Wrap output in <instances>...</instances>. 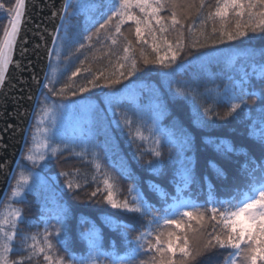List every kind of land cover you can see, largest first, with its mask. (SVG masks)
<instances>
[{
	"label": "snow or ice",
	"instance_id": "obj_1",
	"mask_svg": "<svg viewBox=\"0 0 264 264\" xmlns=\"http://www.w3.org/2000/svg\"><path fill=\"white\" fill-rule=\"evenodd\" d=\"M70 6L65 4L64 7ZM206 6L209 10L205 14ZM94 7L103 8L101 16L106 15L107 18L99 25L95 33L85 36L84 40L91 41L94 36L99 40L100 33L103 31L105 39L110 41L112 46L122 42L123 55L112 53L117 56L114 70L110 74H105L103 70L99 74L92 73L91 78L78 88L74 87L72 77H76L81 72L79 67L71 73L69 83L59 89L55 86L59 78L46 74L42 88L47 89V92H42L43 101L37 102L42 106L38 123L35 125L32 145L23 155V159L33 168H43L49 162L50 157L63 155L65 151L69 155L84 160L88 158L90 131L88 136H85L83 132L78 137L65 136L60 132H52L44 126L46 117L51 112L49 103L55 104L52 97L60 98L61 108H83V104L75 101H70L68 104L63 101L78 94L88 93L94 88L115 89V86L121 84L123 80L135 76L140 70L136 52H139L144 65H156L170 70L161 74L171 78L176 71L173 65L177 64L178 57L186 47L185 28L193 37L192 42L187 46L198 52L194 60H208L218 56L220 53L218 45L239 41L241 38L248 37L249 33L264 34V0H215L214 7L206 5V0H198V2L197 0H107L106 4L102 3ZM0 10H4L10 17V27L4 28L3 39H0V86H3L9 65L13 63L12 54L25 12V0H15L11 6L0 2ZM165 11L170 12V15L161 14ZM108 12H111V15H107ZM197 19L199 20L198 28L195 24ZM129 21L135 26V42L129 39L123 31V26ZM185 21L192 22L186 24ZM209 24L211 25L210 30ZM172 32L178 33L175 42L168 38L169 33ZM59 39L61 38L54 37V42ZM85 48V43H79L76 52L79 53ZM147 49L151 50V54H155L154 57L147 52ZM200 49L208 51L199 52ZM260 55L264 57V49H261ZM84 62V60L80 61L81 64ZM84 71L91 73L89 68ZM253 72L258 79L264 80V63H261L258 68L254 67ZM248 77L249 74L245 72L238 81H233L226 86L223 94H218L217 98L228 105L223 116L213 113L211 107L204 108V115L227 120L230 117L234 118L238 110L249 108L250 103L254 102L250 101L249 97L254 98L256 92L247 90ZM101 80H103L102 84L99 83ZM176 93L183 96L191 95L193 99H196L192 89L177 87ZM103 95L106 100H110L116 92L109 91ZM121 116L122 120L118 122V126L119 123H123L133 140L145 142L151 140L152 146L148 151L153 159L146 163L153 172L159 173L162 169L164 154L161 148L164 144L168 145L170 154L172 149H178L182 154L191 143L187 137L182 143H177L173 138L162 142L156 135L158 129L150 131V135L145 136L140 122L142 117H138L134 122L133 118L126 113H122ZM134 123L135 131H133ZM249 135L264 145V107L259 110V128L254 122ZM57 137L59 144H63V148L59 144L53 146ZM77 147L80 151H76ZM216 148L221 153L234 151L231 145L223 143L218 144ZM92 156L93 160L90 163L99 174L102 165L97 162L95 152ZM252 163L255 165L253 168L248 169L245 166L243 169L245 183L242 186L226 188L223 199H217L214 189H210L208 200L204 204H199L182 195L185 189L197 182L192 160L186 158L181 162L183 187L177 188V194L172 197L171 204H166L162 215H156L157 210L154 206L139 193L131 199L126 197L122 201L117 200L115 198L117 187L115 178L105 172L102 181L103 188L97 184L96 188L88 194L89 199L102 197L112 209L138 215L147 221L145 228L128 240L127 237L131 236L135 230L131 223L120 222L112 215L104 218V223L108 227L113 230L120 229L125 238L128 250L124 255H119L114 242L111 251H104L100 228L94 222H89L91 227L86 234H83L87 243V255L77 256L69 253L67 259L59 255L57 251L58 246L68 251L67 241L60 239L64 231V222L68 216V210L63 205L57 204L60 211L52 217L60 225L55 228V232L50 231L47 218L43 219L42 233L28 235L19 231L18 225L25 222V217L23 209L14 207V204L23 203L26 195L42 182L39 174L31 169L23 170L15 179L9 203L5 205L3 211H0V264H26V262L30 264L33 259L41 256L45 264H102L100 257L109 258L110 264H200L198 258L210 259L219 250H230L226 253L223 264H264V161L259 164L255 161ZM210 166L219 176H225L219 166L212 162ZM59 175L66 177L65 186L69 193L75 195L77 189L82 187L80 183L71 178L79 175L78 172L61 171ZM92 179L95 181L96 176L93 175ZM205 182H208L206 178ZM152 187L158 191L161 198L167 195L160 192L158 186L153 185ZM131 191L130 188L129 192ZM192 221H195L198 227H194ZM18 235L20 236V247H16L14 243ZM41 236L42 242L39 239ZM29 240L32 243H29ZM14 251L27 252V255H20L16 260H12L10 254ZM141 256L145 258L141 259Z\"/></svg>",
	"mask_w": 264,
	"mask_h": 264
},
{
	"label": "trees",
	"instance_id": "obj_2",
	"mask_svg": "<svg viewBox=\"0 0 264 264\" xmlns=\"http://www.w3.org/2000/svg\"><path fill=\"white\" fill-rule=\"evenodd\" d=\"M0 2L6 6H11L15 0H0ZM106 2L107 0L71 1V6L68 8L58 34L61 39L56 41L48 70V75L59 78V82L55 85L57 89L69 83L71 73L78 67L81 72L76 77H72V82L76 88L86 83V80L91 78L92 73L99 74L103 70L105 74H110L117 63V56L112 53L123 55L122 42L112 46L111 42L105 39L103 31L100 33L99 40L95 36L91 41L84 40L85 36L95 33L99 25L107 18L106 15L101 16V12L104 11L103 8L94 7L102 3L106 4ZM214 4L215 0H206V5L214 7ZM208 10L206 6L205 14ZM161 14L167 16L170 15V12L165 11ZM107 15H111V12H108ZM9 19L7 13L0 10V39H3L4 28L8 27ZM189 22L192 21H185L186 24ZM195 24L198 28V19L195 20ZM134 27L130 21L123 26L125 35L133 42H135ZM208 28L210 30V24ZM177 36L178 33L172 32L169 33L168 38L175 42ZM192 39L193 37L185 28L184 43L186 47L178 57L177 64L173 65L176 71L171 78L161 74L170 70L162 69L156 65H144L139 52H136L140 70L135 76L123 80L121 84L115 86V89L94 88L88 93L69 98L75 102L89 99L101 104L106 109V115L102 112L103 109L101 111L96 110L95 113L93 111L89 124L90 139L94 138L93 136L96 134V121L103 128L106 144L103 142L105 149L102 147L100 149L107 151L109 158L106 155L101 158L102 168L99 174L96 173L95 168L90 163L93 157L89 153L87 160L69 155L67 151L63 155L49 159L45 171L47 174L44 175L47 179L46 184L34 188L32 192L26 195L24 202L18 204L23 209L25 217V222L18 225L21 233L31 235L43 232L44 223L40 216L44 215L45 217L43 209L49 203V198L53 197L54 203H62L68 210V216L64 222V231L60 236V239L67 241L68 251H65L62 246H58L59 255L64 256L65 259L69 253L77 256L87 255V243L83 234H86L91 227L89 222H94L100 228L104 251H111L114 242L117 253L124 255L128 249L121 230H113L108 227L104 223V218L112 215L120 222L131 223L135 230L131 236L127 237L128 240L143 231L147 221L136 214L112 209L103 201L102 197L89 199L88 194L96 188L97 184L103 188L102 181L105 172L115 178L117 185L115 198L117 200L122 201L126 197L131 199L132 196L139 193L149 204L154 206L157 210L156 215L163 214L166 204H171L172 197L177 194V188L183 187L181 162L186 158H191L197 178L196 183L191 184L183 191L182 195L186 199L191 198L199 204H204L209 198L210 189H214L217 199H223L226 188L242 186L245 183L243 174L245 166L251 169L255 166L253 161L256 164L264 161V145L249 135L254 122L255 126L259 128V110L264 107V80L258 79L253 72L254 67L258 68L261 63H264V57L260 55L261 49H264V34L249 33L248 37L241 38L239 41L218 45L219 55L208 60L193 59L198 52L196 49L187 46L192 42ZM79 43H85L86 48L77 53L76 49L79 47ZM204 51L208 50H199V52ZM147 52L151 54L150 49H147ZM154 55L151 54L152 57ZM81 60L85 61L84 64L80 63ZM181 64L184 65L181 66ZM178 65L181 67L180 69H178ZM86 68L91 69V73L85 72L84 69ZM245 72L249 74L247 90L256 92L254 98L249 97L250 101H254L250 103V107L238 110V113L234 114V118L230 117L227 120L205 116V107H211L213 113L223 116L228 105L217 98L218 94H223L226 86L233 81H238ZM99 83L102 84L103 80ZM177 87L194 90L196 99H193L191 95H177ZM109 91H115L116 95L106 103L103 93ZM42 92H47V89H42ZM129 92H132V95H129ZM51 99L55 101V104L50 102V107L61 103L58 97ZM39 101H43L41 95ZM41 106V103L37 104L24 151L0 211L7 202L14 180L21 169L23 155L29 147L30 134ZM122 113L132 117L134 122L137 121L138 117H142L140 122L145 136H149L150 131L158 129L156 135L160 137L162 142L168 138H173L177 143H182L187 137L191 143L182 154L178 149H172L170 154L168 145L164 144L161 148L164 154L162 169L159 173L153 172L146 163V161L153 159L148 151L152 146L151 140L147 142L133 140L123 123H119L118 126V122L122 120ZM102 131L97 133L101 134ZM133 131H135V123ZM221 143L231 145L234 151L218 152L216 146ZM142 153L143 155H141ZM210 162L219 166L224 171L225 176H219L210 166ZM61 171L79 173V175L71 177L82 185L80 189H77L75 195L68 192L65 186L66 177L59 175ZM93 175L96 176L95 181L92 179ZM153 185L158 186L160 192L167 195L161 198L158 191L152 187ZM130 188L132 189L131 192H129ZM52 217L50 212L45 217L48 219L51 229H53L52 222L55 220ZM192 224L194 227H198L195 221H192ZM39 239L42 242V236ZM14 243L16 247H20L19 235ZM29 243L32 241L29 240ZM228 251L230 250H219L210 259H198L200 264H223ZM20 255L26 256L27 252L14 251L10 254V258L16 260ZM140 258L144 259L145 257L141 256ZM99 259L102 264H110L107 257H100ZM30 264H45V262L41 256L38 259H33Z\"/></svg>",
	"mask_w": 264,
	"mask_h": 264
},
{
	"label": "water",
	"instance_id": "obj_3",
	"mask_svg": "<svg viewBox=\"0 0 264 264\" xmlns=\"http://www.w3.org/2000/svg\"><path fill=\"white\" fill-rule=\"evenodd\" d=\"M71 1L25 0L13 63L0 86V207L24 151L57 41L54 37L69 8L64 6Z\"/></svg>",
	"mask_w": 264,
	"mask_h": 264
},
{
	"label": "rangeland",
	"instance_id": "obj_4",
	"mask_svg": "<svg viewBox=\"0 0 264 264\" xmlns=\"http://www.w3.org/2000/svg\"><path fill=\"white\" fill-rule=\"evenodd\" d=\"M9 26H10V24L8 25V27ZM183 65L184 64H181V66H183ZM180 68L181 67H178V69H180ZM128 94L132 95V92H129ZM70 101H72V100H65L64 103L68 104ZM105 101H106V103H108V100L105 99ZM77 103L83 104L84 107L83 108L77 107L75 109H68V108H61L60 104L57 106H52L51 112L46 117V122H45L44 126L51 129L52 132H60V133H63L65 136L75 135L78 137V136H80L81 132H83L85 134V136H88L89 131H90V124H89L90 123V116H91L92 112L94 111V113H95L96 110L101 111L103 109L104 111L102 110V112L106 115V112H105L106 109H104V107L101 104L95 103L94 101H91L89 99H87L85 101L84 100L78 101ZM105 105H107V104H105ZM107 110L109 112H111V110L109 108H107ZM39 112H40V110L37 113V117L34 121L33 129H32V132L30 134L29 147H31V145H32L33 134L35 132V125L38 123V119H39ZM97 118H98V116H97ZM88 124H89V126H88ZM102 129L103 128L99 124H97V121H96V127H95L96 134H94V136H93L94 138L90 139V143L88 145V153L90 155H92V153L95 152L97 154V162L98 163H101V158H104L105 155H106V157H108L107 151L100 149V147L105 149V144H106V142L104 141L105 137H104V133H103ZM100 130L102 131V133L98 134L97 132H99ZM37 138L40 139V137H37ZM103 142H105V144ZM57 144H59V138L58 137L55 140V142L53 143V146L55 147ZM61 145H63V144H59L60 147H61ZM76 150L80 151V148L77 147ZM51 158H53V157H50L49 159H51ZM26 169H31L34 173L39 174V176L42 178V182L40 184H38L36 187H41V186H44L46 184L47 179H46V177H44V175L46 176V174H47L45 172L47 170V164L43 168H41V167L33 168L31 164H29L27 161H25L23 159L19 173L23 170H26ZM18 176H19V174H18ZM18 176L16 178H18ZM14 184H15V180H14L13 186H14ZM9 197H10V195H9ZM9 197H8L5 205H7L9 203ZM56 203H54L53 197L49 198V203L47 204L45 209H43L44 210L43 214H45V217H46V214L48 215V212H50L53 216L58 214L60 209L57 207ZM60 204L63 205L62 203H60ZM5 205H4V207H5ZM63 206L65 208H67L65 205H63ZM4 207L1 209V211H3ZM14 207L20 208L18 204H14ZM45 217H44V215L40 216V219L43 220V218H45ZM53 221H54V222H52L53 229H51L50 226L49 227H50V231L55 232V228H58L60 226H59V224L56 223V220H53ZM54 225H55V227H54Z\"/></svg>",
	"mask_w": 264,
	"mask_h": 264
}]
</instances>
